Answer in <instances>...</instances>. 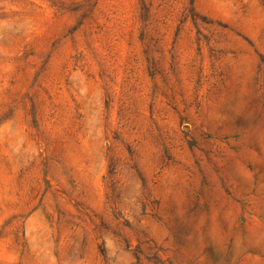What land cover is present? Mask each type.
<instances>
[{
    "label": "rangeland",
    "instance_id": "obj_1",
    "mask_svg": "<svg viewBox=\"0 0 264 264\" xmlns=\"http://www.w3.org/2000/svg\"><path fill=\"white\" fill-rule=\"evenodd\" d=\"M0 264H264V0H0Z\"/></svg>",
    "mask_w": 264,
    "mask_h": 264
}]
</instances>
